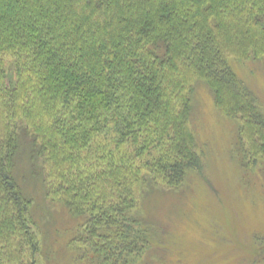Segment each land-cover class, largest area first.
Listing matches in <instances>:
<instances>
[{"label":"trees","instance_id":"trees-1","mask_svg":"<svg viewBox=\"0 0 264 264\" xmlns=\"http://www.w3.org/2000/svg\"><path fill=\"white\" fill-rule=\"evenodd\" d=\"M263 57L264 0H0V264L43 255L36 182L83 220L82 264H158L147 197L205 173L197 82L257 165L264 111L232 64Z\"/></svg>","mask_w":264,"mask_h":264},{"label":"rangeland","instance_id":"rangeland-1","mask_svg":"<svg viewBox=\"0 0 264 264\" xmlns=\"http://www.w3.org/2000/svg\"><path fill=\"white\" fill-rule=\"evenodd\" d=\"M232 66L264 111V57L233 60ZM193 100L191 125L204 148L205 173L193 178L189 194L159 190L147 197L146 215L169 228L153 259L158 264H264V159L241 166L237 124L218 113L205 82H197ZM22 186L33 201L42 256L49 255L39 264H82L85 250L71 243L83 220L70 216L60 202H45L39 182Z\"/></svg>","mask_w":264,"mask_h":264}]
</instances>
